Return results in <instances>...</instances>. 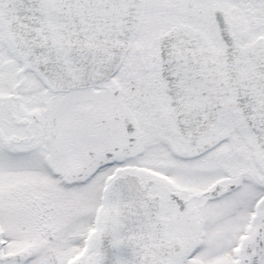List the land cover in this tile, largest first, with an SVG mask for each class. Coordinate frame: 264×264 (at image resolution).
<instances>
[{"label": "snow or ice", "instance_id": "obj_1", "mask_svg": "<svg viewBox=\"0 0 264 264\" xmlns=\"http://www.w3.org/2000/svg\"><path fill=\"white\" fill-rule=\"evenodd\" d=\"M0 264H264V0H0Z\"/></svg>", "mask_w": 264, "mask_h": 264}]
</instances>
